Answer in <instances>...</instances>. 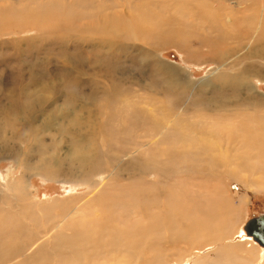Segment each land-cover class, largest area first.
Returning <instances> with one entry per match:
<instances>
[{
  "label": "rangeland",
  "instance_id": "374dc122",
  "mask_svg": "<svg viewBox=\"0 0 264 264\" xmlns=\"http://www.w3.org/2000/svg\"><path fill=\"white\" fill-rule=\"evenodd\" d=\"M71 1L67 0L65 5H62L64 3L55 5L54 0H24V3L19 5L16 0H0V215L2 213L6 215L10 212L15 214L14 212L19 211L23 216L19 220H24L23 222L28 226L27 233L21 234L20 232H12V230L9 233L8 231L9 235L4 237L6 241L10 237L18 240L20 236V240H22L23 236H29L31 232L36 230L43 231L38 237V240H41L47 236L45 231L51 230L57 223L65 221L68 226L70 222L79 221L80 217L74 214V210L79 207L84 208L89 203V192L92 189L88 187V184L96 185L98 187L96 192L99 193L101 192V185L107 182V186L113 184L112 186L115 185L116 189L122 191V196L118 197L121 200L120 203L115 205L100 197L96 200L95 205L119 214L117 216L120 217L111 218L113 221L109 220L111 223L123 222L121 219L129 221L126 224L136 223L135 226L132 224L134 230L132 239L123 240L121 248L113 249L116 252L115 254L118 255L113 254V259L116 257L114 260H118L117 262L120 261L122 264H193L204 254H209L212 258L213 256L216 257L215 254L222 250L232 260L236 257L234 261L237 263L235 264H264V252L261 253V246L251 237L246 236L243 229L248 219L264 214L263 157H249L241 166L236 167L235 164H232L226 170L217 167V173L215 172L214 175L206 179H203L206 177L203 176L204 168L199 172V175H196L197 172L192 176L190 173H172L166 170L169 171L168 175L164 174L166 173L164 168L169 164L165 159L170 160L171 156L167 150L171 147L170 141L171 137L173 138V133L168 132H174L173 129L176 125L170 124L168 129L165 130L162 125L163 128H161L164 131L162 130L159 135L166 141L165 143L159 138L157 140L161 143L157 144V140L148 137L143 139L144 147L142 146L141 149L137 150L134 149L137 146L132 144V142H135L134 139L129 141L126 138L129 142L125 143L122 141L124 139L118 138V136H123L121 132L127 129H131V137V134H133L132 129L135 126L134 118L141 117V121L145 118V112L137 113V111L142 110L147 111L149 117L146 116L145 122H149L148 124L151 127L155 126L158 118L164 116L167 118L169 113L172 112L175 113L173 115L175 116L173 117L174 124L182 129L186 124L191 126V123L200 122L199 119L202 116L208 118L205 119V122L211 120L213 123L227 126H234L240 120L247 121L254 115L262 116L264 114V72L261 73L262 76L250 77V86L242 91L241 108L231 106L223 108L219 106L222 104L220 102L221 95L224 93L229 96L232 95L231 89L228 88L225 81L219 78V74L228 73L231 74L230 77L238 76L240 70L247 65H258L264 71V59L244 57L252 49L253 42L247 41L237 51L230 53L226 57V61L221 62H215L205 57L207 50L204 48L198 49V44L196 45L195 42L194 46H191L193 49L187 51L177 46L153 50L145 47L143 40L142 42L141 40H135L134 36L128 33L132 28V26L130 27L132 23L129 17L127 19V15L124 14H138L137 8L134 7L135 2L138 1L93 0L89 2L90 4L86 3L88 10L77 7L74 4L75 0V2ZM101 1H104L105 4ZM147 5L149 4L147 3ZM80 6L82 7V5ZM150 6L152 5L150 4ZM154 9L157 12L159 11V9ZM97 12H99V15ZM115 12L118 14H115ZM120 12L126 17L120 18L122 23L119 22V27L110 28L107 34L102 33L97 34V36L92 31L89 33L84 31L85 29L89 31L92 24L101 21L100 18H105L109 14L110 16H116ZM167 14L164 13V15ZM29 16H33V20H37V17L43 19L38 23L31 20ZM92 21L93 23H91ZM87 39L90 40L87 41ZM259 39L260 37L257 41L258 48L259 46L262 47ZM95 40L97 41L95 42ZM119 43L124 45L122 44L123 46L119 48ZM229 46L233 47L237 44L231 42ZM95 51L97 52L95 53ZM77 69L79 71H76ZM32 76L40 78L42 81H60L62 83L61 88L65 91L72 90L76 92L79 100L73 103L64 102L65 95L62 96L57 91L53 93L55 95L51 93L49 104L51 105L53 96L55 99L53 107L46 105L42 110L46 109L45 113L57 110L58 113L56 112L55 118L49 119L52 121L49 122L46 129L42 128L43 131H38L33 137H37L38 140L42 137V141L39 140L36 147L40 146L41 143L58 145L56 151H59V159L63 162L59 161L60 165L55 162L49 167V170H52L50 176H48L46 170L31 168L23 178L18 179L25 171L22 167L25 154L22 153L24 156L18 158L17 155L6 152L3 147V138L8 137L12 141L10 145L15 146L16 149L23 150L25 148V153L28 152L27 143L22 144L17 140L14 141L13 133L8 131L9 119L5 109L9 105L8 98H10L11 92H14V96L18 97L21 90L30 86L29 83L33 80L31 79ZM82 81L86 82V85H82ZM172 82H179V84L173 85ZM169 85L174 86L175 93L169 92ZM42 93L44 96H50L48 92L42 91ZM89 93L95 95L89 96ZM251 96H256L255 105L242 102L244 98L250 101ZM178 99H180V103L176 106L174 102L177 103ZM40 111L41 109L27 114L38 117L34 124L37 129L38 125L43 127L44 122H46ZM236 112L241 114L239 118L232 117L237 115ZM66 114H69L68 118ZM218 114L228 116L225 118L218 116ZM20 116L23 120L17 122L18 131L25 130L24 124L28 121L22 114ZM209 117L212 119H209ZM77 119L81 122L82 127L97 128V132L100 134H102L104 128L106 133L109 134L108 137L111 138V142L107 141L106 138L101 141V137L91 139L86 130L82 131V137L79 136L80 144L87 147L91 151L90 153L95 156L96 154L99 157L114 154V150L117 151L118 146L130 143L126 153L123 156L121 155L122 158L111 162L112 164L108 166L111 172L105 179L104 173L95 179L66 174L68 171L65 169L66 165L68 164L70 167L74 165V163L68 161L71 158L69 153L74 151L77 146L67 138H73L72 134L74 132L61 133V129L72 127L71 122H76ZM223 119L225 122H223ZM92 124H95V126ZM203 125L206 126L207 123H203ZM262 125L264 131V116H262ZM139 129L140 126L137 125L134 129L136 133L131 138L139 134ZM147 133L152 135L149 129H147ZM73 139L77 140L78 138ZM139 143H142V141ZM51 155H53L52 152ZM35 160L36 158H34ZM38 160L42 162L41 158H38ZM77 167L78 165H75V168ZM240 170H243L242 173H239ZM112 177H117L115 183ZM14 185L22 188V191L16 193L19 196L16 204L17 195L12 199L15 206L7 208L5 203L9 205L6 200H9L13 194L12 187ZM156 189L159 194H156ZM133 190L135 196L141 197L144 192L151 191L147 192L149 194L148 198L142 200L147 205V209L142 208L141 204L134 203L132 200H136L127 195ZM164 191L169 194L168 198L172 203L171 208L168 198L166 199L162 195ZM160 198H165V200ZM154 200L160 203L159 209L151 208V203ZM183 203L185 204L183 205ZM187 203L192 204L193 209L196 207L197 211L207 204L213 209L211 214L217 212L219 215L217 218L225 220L222 219L224 224L226 223L230 228L227 229L229 231L224 233L223 238L218 240H212L213 237L208 234L202 235L205 237L199 239L186 238L185 228L189 230L192 227L191 208L184 209L188 206ZM27 204H29L28 209H30L28 215L24 212ZM180 208L186 210L183 216H180L181 219L176 216V214L179 215ZM159 212L165 213L166 216L172 213L175 217L173 224L167 223V221L160 222ZM70 214L73 215V222ZM12 217H10L11 219L2 218L0 226L7 224V227L9 225L11 228L18 227V218ZM156 219H158V222L155 221ZM130 224L127 225L129 229ZM124 226L125 223L122 227ZM19 227L21 230L20 225ZM127 227L124 228L129 232L130 230ZM93 239L90 238L89 241ZM253 242L257 248L253 246ZM23 245L27 248L28 242H24ZM32 252L33 249H27L26 253L20 257L27 254L31 255ZM111 257H91L89 261L93 260L91 261L92 264L103 262V264H106L107 261L111 260ZM73 262L78 263L76 260Z\"/></svg>",
  "mask_w": 264,
  "mask_h": 264
},
{
  "label": "bare ground",
  "instance_id": "6f19581e",
  "mask_svg": "<svg viewBox=\"0 0 264 264\" xmlns=\"http://www.w3.org/2000/svg\"><path fill=\"white\" fill-rule=\"evenodd\" d=\"M54 1L56 3L55 5H60L61 3H64L62 5H65L66 4L65 2L67 0H60V1L54 0ZM73 1L74 0H72L71 2ZM75 1H74L75 2L74 4L77 7L79 6L81 9L83 8V10H88L87 4L93 0H75ZM104 1L103 2L101 1V2L104 3ZM109 1H112V0H109ZM117 1L119 2L123 0H117ZM135 1H138V2H135L134 7L137 8L136 11L138 10L139 13L138 14L135 13L136 15H132V13H129V12H128L129 14H124V15H127V19L129 17V20L132 23L130 25V27L132 26V28L128 33L134 36L135 40H139V41L141 40V42L143 40V42L145 43L144 46L147 48H151L153 50H159L160 48H165L169 46H177L187 51L188 49H193L191 46H194L193 44L195 42L196 45L198 44L197 46L198 49L204 48L207 50L205 53V57H208L209 59H212L215 62H221L225 60L226 57L230 55V53L237 51L239 47H241L247 41H250V42L252 41L253 47L246 53L244 57H247V58L259 57L261 59H264V0H135ZM16 2L17 4L21 5L22 3H24V0H16ZM147 3L149 5H147ZM150 4L152 6H150ZM80 5H82V7ZM101 5H98V6H101ZM154 8L159 9V11L157 12V10H155ZM99 12H97L98 15H99ZM164 13H166L167 15H164ZM115 14H118V13L115 12ZM124 15L121 12L119 15H116V16H112V15L110 16L109 14L105 18L104 17L100 18L101 21L96 22L98 24L96 23L94 25L92 24V26L89 27L90 28L89 31L88 30L86 31V29L84 31L88 33L92 31V33L94 32L96 33V35L97 34L100 35L102 33L107 34V31L110 28H113L115 26L119 27L118 25L119 22L122 23V20L120 18L126 17ZM29 17L31 20L34 19L33 16H29ZM42 19L43 18L40 19L39 17H37V20H33V21L39 23L41 22ZM91 23H93V21ZM127 24H130V23H127ZM258 32H260V34H258ZM257 36L260 37L259 41L261 42V45H262V47L259 46V48L257 45V41H258ZM89 40L87 39V41ZM96 41L97 40H95V42ZM231 42L236 43L237 46H233V47L229 46ZM122 44L123 43L118 44L120 46L119 48H121V46L124 45ZM97 51H95V53ZM76 71H79V70L77 69ZM262 72H264L263 68L258 65H247L240 70V73L238 76L230 77L231 74H228V73L219 74L220 75L219 78L225 81L228 88H230L232 91L231 96L225 93L224 94L222 93L223 95H221V100H220L222 104H220L219 106H222L223 108L228 107V106H231L234 108H241L240 105H241V99H242V91L244 89H247V87L250 86V77L251 76L255 77V75L262 76L261 75ZM31 79L33 80L29 83L30 86H28L27 89L24 88L23 90H21L18 97L14 96L15 94L14 92H11V96L10 98H8V100L10 101L9 105L5 109L7 118L9 119L8 131H11L13 133L14 141L17 140L18 142H22V144L27 143L28 152L25 153L24 151L25 148L23 150L20 148L16 149L15 146L10 145L12 144V141L8 137L3 138V143H4L3 147L6 152H8L9 154H14L15 156L17 155L18 158L24 156L22 155V153L25 154V156L23 157L24 163L22 166L24 167L25 171L23 172V174H21L22 176L18 179L23 178L26 172L31 168L32 169L40 168L44 171L46 170V173L49 174L48 176H50L52 175V170H49V167H51L52 164H54L55 162L58 163L59 165H60L59 161L63 162V160L59 159V154H58L59 151L58 152L56 151V149H58V145H47V144L41 143V145L39 144L40 146L36 147L38 144L37 142L39 140L42 141L41 139L42 137L39 138V140L37 139V137H33L38 131H43L42 128L46 129V127H48L49 125V122L52 121L49 119H52L55 116V114L58 113L57 110L50 111L49 113H45L46 109L42 110L44 106L46 105L52 106L54 104L55 99L53 98V96L51 100V105L49 104L51 93L53 94L55 91H57V93L61 94L62 96L65 95L66 98L64 102L73 103L74 101L79 100V97L76 94V92L72 90L65 91L64 89H62L61 88L62 83H60V81L59 82L57 80L42 81V79L35 78L34 76H32ZM175 82H172L173 85L179 84V82L178 83H175ZM85 83L86 82L82 81V85H86ZM173 85L172 86L169 85L170 93H175L176 89H174ZM42 91L48 92L50 96L49 97L47 95L44 96ZM94 95H95L94 93H89V96H94ZM248 100L249 99L244 98L242 102L250 103L252 105L256 104V96H251V100L250 101ZM179 103H180V99H178L177 103L174 102L176 106H178ZM175 105L174 107H176ZM40 109H41L40 113L43 114L44 116L43 119H45L46 122H44L45 125L43 127L41 125H38L39 127L37 129L34 126V124L36 123V119L38 117L32 114L31 115H27V114H30L31 112H34ZM128 111H129V108H128ZM138 112H145L144 117L145 118L149 117L147 116V111L142 110V111H137V113ZM60 113L62 112L60 111ZM20 114H22V116L26 120L29 121V122L27 121L24 124L25 130H22V131H18L17 126H16L18 121L23 120ZM174 114L175 113L170 112L167 118H165V116L163 118H158L157 123L155 124V126H152V127L149 126L148 124L149 122L147 123L145 122V118H143V120L141 121V117H136L133 120L135 121L134 123L135 126L132 129L133 134H131V137L134 135V133H136L134 129L137 125L140 126V129H139L140 132L138 131L139 134L135 136L134 138H131L130 137L131 129L130 130L127 129L121 132L123 136H118V138L121 140L124 139L122 141H124L125 143L129 141H133L134 139L135 142H132V144L137 146L134 148L135 150H137L139 148L141 149V147L143 146V139L145 138L149 137L150 139H154V140H157L159 138L162 139V136H160L159 133L162 132L163 126L165 130L166 128L168 129V126L170 124L176 125L175 129H173L174 132H168V133H173L172 134L173 138L171 137V141H170L171 147L168 148L167 150L169 151V155L171 157H170V160H168L167 158L165 159L167 163L169 162V164L168 166L164 168L166 172L164 174H168V175H169V171L172 173L182 172V174L190 173L192 174V176L193 174L197 172L196 175L197 174L199 175V172H201L202 169L204 168L203 176L204 177L206 176V177L203 179H206L215 174L217 167H219L222 170L223 169L226 170L232 164H235L236 167L241 166V164L244 163L246 159H249V157H252V158L263 157L264 158V131H263V125H262V116H264V114H262V116L254 115L251 118H249L247 121H243V120L237 121V124L234 126L220 125L219 123H216V122L213 123L211 120L205 122V119H208V118L202 116L201 119H199L200 122L191 123V126L190 125L188 126L186 124L183 129L179 128L177 124H174V121H173V117H175L173 116ZM236 114L237 115H233L232 117L239 118V116L241 115V114H238L237 112ZM68 115H67V118H68ZM137 115H140V114H137ZM218 116L225 117L222 114H218ZM227 116L228 115H226L225 118H227ZM209 119H212V118L209 117ZM223 122H225L224 119H223ZM71 123H72V127L69 126L68 128L65 127L64 129H61L62 130L61 133L62 132H72V133L74 132L72 134V137L78 138L77 140H74L71 137H67L68 140H70L72 144L74 142V144H76L77 147L76 149H74V151L69 153L71 158L67 160L74 163V165L71 167L68 164L66 165L65 169L68 170L66 174L67 175L74 174L75 176L81 177V178L95 179L101 176L102 173H104L105 174L104 179H105L108 176V174L111 172V169L108 166L112 164L111 162L115 160L117 161L119 158L120 159L122 158L124 153H126L128 144L130 145V143H128L127 145L123 144V145L118 146L117 151L114 150V154H110V155L106 154L103 157H99L98 154H96L95 156L93 155V153H90L91 151H89L87 147L82 146L80 144L81 140L79 139V136L82 137V131L86 130L87 134L89 135V137H91V139H97V137L98 138L101 137L102 138L101 141H104L106 138L108 139L107 141L111 142L110 140L111 138L108 137L109 134L106 133L104 128L102 129V134H100L97 132V128H94L91 126H88V128L82 127V124L79 121V119H77L76 122L73 121ZM203 123H207V125L204 126ZM145 124H146V127H145ZM92 125L95 126V124H92ZM147 129L151 130L152 135H148ZM126 138H128L129 141ZM141 141L142 143H139ZM167 141L169 142V140ZM162 142L165 143L166 141L162 139ZM158 143H161V142L157 140V144ZM255 144L256 146L254 147ZM144 145H145V142H144ZM34 148H35V153H34ZM52 149H55V150L53 151ZM55 151L57 152V154L55 153ZM51 152L53 155H51ZM53 152L55 153V155ZM34 158H36L35 161H34ZM38 158H41L42 162L41 160H38ZM75 165H78V167L75 168ZM235 166L234 168H236ZM166 170H169V171L167 172ZM242 171L243 170H240L239 173H242ZM116 178L117 177H112V179L114 180V183L117 180ZM103 185L104 187H102ZM103 185H101V192L97 193L96 190L98 187H96V185H93L92 183L88 184V187L92 189V191L89 192V203L84 208L79 207L74 210V214L80 217L79 221L73 222V215L70 214V217L72 218L73 223L70 222L68 226L65 224V221H61L60 223H57V225L54 226L51 230L45 231V233H47V236L46 238L43 237L41 240H38V237L43 231L36 230L35 232H31L29 236L27 235L23 236L22 240H20L21 236L19 235L20 237L18 240H16L13 237L12 238L10 237V239H7L6 241L4 237H7L6 235H9L8 231L9 233L11 232V230L12 232H20L21 234L27 233L28 231L26 229H28V226L25 225V223L23 222L24 220L23 221L19 220V218L23 217L19 211L14 212L15 214H13V212L7 213L6 215L2 213V215H0V220L2 218L11 219L10 217L13 216L12 218H16V217L18 218L19 224L17 225L18 227H13V228H11L10 225L7 227V224H5L4 226H0L1 228L0 229V236H1L0 237V264H90L91 261H93V260L89 261V258L91 259V257L105 258L107 256H112V257L110 258L111 260H109V262L105 261L106 264H122L120 263V261L117 262L118 260L117 261L114 260L116 257L113 259L114 255H116L115 254L116 252L113 249L121 248L123 246V240L127 239L126 241H128L129 239L130 240L132 239V235L134 233L132 224L136 225V223L135 222L131 224L129 223L130 224V229H129V227H127V225L129 224H126V222H129V221L127 220L124 221L123 219H121L125 223L124 227H127L130 230L128 232L126 228L122 227L124 225L123 222H116V223L109 222L111 218L120 217V216H117L118 213L115 214L107 210L104 207H97L95 205V202L98 198L103 197V199L106 200L107 202L116 205L120 203L121 201L118 199V197L120 198V196H122L121 195L122 191L116 189L115 185L112 186L113 184L107 186V182L104 183ZM110 187L112 190L110 189ZM12 188H13L12 189L13 194L11 195L9 200L8 199L6 200L9 203V205H6L5 203V206H7V208H12L15 206V204L18 202V199H19V196L16 193H21L22 191V188H18L15 185ZM147 192H151V191L149 190ZM147 192H144L142 197L135 196L134 190L127 195L131 196L132 198L136 200V201L132 200L134 203L141 204L142 208L147 209V205L143 203L142 201L143 199L148 198L149 194ZM216 193H219V192H216ZM156 194H159L158 190L156 191ZM16 195L18 198H16V202L15 204H13L12 199H14ZM162 195H164L166 199L169 197V194L166 193L165 191ZM160 199L165 200V198H160ZM168 201L170 202L169 206L171 208L172 203L169 198H168ZM129 202L130 201L128 200V203ZM157 202H158L157 200L152 201L151 208L155 209V208H158V206L160 207L159 205L160 203L159 202L157 203ZM184 204L185 203H183V205ZM187 205L188 206L184 209L191 208L192 227L189 230L185 228L184 231H186L185 233L186 238L190 237L192 239L194 238L199 239L201 237H205L202 235L208 234L213 237L212 239L209 236L212 240H216V239L218 240V239L223 238L224 233H227V231H229L227 229H230V228H228V225L226 223L224 224L223 222L224 219L222 218L223 219L222 220V219L217 218V216L219 217L217 212L215 214H211L213 212V209L207 204L204 207L202 206V209L198 211L196 207L193 209L192 204L187 203ZM153 206H157V207H153ZM28 208H29V204H27V208L24 209V212L27 215L30 213L29 211L30 209ZM162 209L164 211V207ZM184 209L180 208L179 215L176 214V216H179V219H181L182 217L180 216H183V213L186 212V210ZM158 217L160 219V222L167 221V223H170V224H173V221L175 220V217L172 213H169L166 216L165 213L159 212ZM210 218L212 221L210 220ZM155 221L158 222V219H156ZM19 225L21 226V230H20ZM246 236L251 237L255 242H257L252 236H249L248 234ZM90 238H94V239L89 241ZM24 242H28L27 248L23 245ZM257 243L262 248L260 250L261 253L264 252L263 250L264 246H262L259 242ZM253 246L256 247V244L254 243ZM50 247L53 251L50 249ZM27 249H33L32 254L31 255L27 254L24 257H20L24 253H26ZM215 256L216 257L213 256L211 258L209 254H204L197 262L193 264H235L237 263L236 261H234L236 260V257L235 259L232 260V258L227 257L225 254V251H222V250L217 252ZM74 259L78 263L73 262L75 261ZM243 259H247V258H243ZM103 263H100V264H103Z\"/></svg>",
  "mask_w": 264,
  "mask_h": 264
},
{
  "label": "water",
  "instance_id": "95a60500",
  "mask_svg": "<svg viewBox=\"0 0 264 264\" xmlns=\"http://www.w3.org/2000/svg\"><path fill=\"white\" fill-rule=\"evenodd\" d=\"M244 230L249 236H252L257 242L264 246V214L250 218L244 224Z\"/></svg>",
  "mask_w": 264,
  "mask_h": 264
},
{
  "label": "flooded vegetation",
  "instance_id": "af4514ba",
  "mask_svg": "<svg viewBox=\"0 0 264 264\" xmlns=\"http://www.w3.org/2000/svg\"><path fill=\"white\" fill-rule=\"evenodd\" d=\"M248 220H249V219H248ZM248 220H247V221H248ZM243 228H244V226H243ZM244 232H245V230H244ZM245 234L247 235V233H246V232H245Z\"/></svg>",
  "mask_w": 264,
  "mask_h": 264
}]
</instances>
